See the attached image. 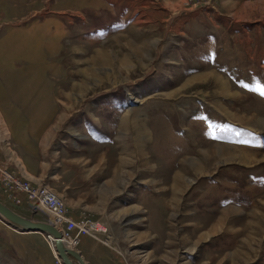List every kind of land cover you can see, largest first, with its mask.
I'll return each instance as SVG.
<instances>
[{
  "label": "rangeland",
  "instance_id": "374dc122",
  "mask_svg": "<svg viewBox=\"0 0 264 264\" xmlns=\"http://www.w3.org/2000/svg\"><path fill=\"white\" fill-rule=\"evenodd\" d=\"M261 92L264 0H0V110L59 150L49 187L89 224L68 242L87 264H264Z\"/></svg>",
  "mask_w": 264,
  "mask_h": 264
},
{
  "label": "crops",
  "instance_id": "0c3cea01",
  "mask_svg": "<svg viewBox=\"0 0 264 264\" xmlns=\"http://www.w3.org/2000/svg\"><path fill=\"white\" fill-rule=\"evenodd\" d=\"M217 81L224 82L225 84V80L218 79ZM46 128H48V126ZM29 132L30 131H27L23 138L19 136L18 138L17 136L12 138V132L9 128L8 122L0 110V157L3 164L7 166V170L11 172V174L18 176L21 179H25L32 184L44 183L49 186L51 178L56 177V174L59 171L55 166V154H57V152L59 153V150H54L52 155L49 153L44 155L41 152V146L44 142V138H48L49 133L44 135V138H40V136L34 137L31 132ZM64 163L65 165L67 164L69 166L67 167V170L72 169V159H70L69 164L66 162V160ZM106 190H110V188ZM0 200L7 205L8 203L14 204L12 200H10L3 192H0ZM8 207L15 210V212L23 217L27 216L26 211H28V208L25 206L17 207L14 204V206L8 205ZM11 228L0 221V264H40L39 257H25V255H30L29 252H31L33 255H36L37 250L35 247L25 248L19 253V249L21 250V245L19 244L20 241L18 236L23 235H39V237L46 243V249L50 255V251L48 249L50 248L51 243L49 239L46 240L45 237H43L44 234L41 236V233L39 232H20ZM68 242L71 245L70 241L64 240L66 245ZM53 253L57 258V253L55 251ZM82 257L84 258L83 254Z\"/></svg>",
  "mask_w": 264,
  "mask_h": 264
},
{
  "label": "built area",
  "instance_id": "2783aa9c",
  "mask_svg": "<svg viewBox=\"0 0 264 264\" xmlns=\"http://www.w3.org/2000/svg\"><path fill=\"white\" fill-rule=\"evenodd\" d=\"M45 185L46 184L44 183H40L38 186H33L26 180L12 175L9 173L7 166L3 164L0 157V192L5 193L9 199H12L16 197L17 191H21L25 193L27 199H34V202L37 204V206L42 205L49 210L51 207L53 215H51L52 221L50 222H54L55 224H53L55 226L61 225L59 229L63 234V237L66 239L67 237L71 236L69 233L74 229L75 226L78 228V224H76V222L70 218H66L64 202L58 196V194L48 189ZM16 201L20 202L19 199H16ZM82 224L87 227L89 226V224H86V222ZM79 232H85V228L81 229L80 227Z\"/></svg>",
  "mask_w": 264,
  "mask_h": 264
},
{
  "label": "water",
  "instance_id": "95a60500",
  "mask_svg": "<svg viewBox=\"0 0 264 264\" xmlns=\"http://www.w3.org/2000/svg\"><path fill=\"white\" fill-rule=\"evenodd\" d=\"M0 218L6 219L14 228H20L21 231L33 230L39 231L43 234L53 233L56 236L55 250L57 252V256L61 260V264H87L77 250L67 248L63 245L60 239L61 234L53 224L46 221L33 220L31 218L23 217L2 201H0Z\"/></svg>",
  "mask_w": 264,
  "mask_h": 264
},
{
  "label": "bare ground",
  "instance_id": "6f19581e",
  "mask_svg": "<svg viewBox=\"0 0 264 264\" xmlns=\"http://www.w3.org/2000/svg\"><path fill=\"white\" fill-rule=\"evenodd\" d=\"M79 86H81L80 84H79ZM84 86V85H83ZM83 86L81 87V89H84L83 88ZM142 133H143V137L145 138L146 137V134L144 135V132H143V130H142ZM192 136V135H191ZM202 155V154H201ZM205 155V154H204ZM202 159H205L204 157H201ZM196 160V159H195ZM184 161V160H183ZM206 163V162H205ZM123 164V160H121L120 159V162H119V167L121 166ZM203 164H204V162H203ZM190 165L192 166V169H193V171H197V172H199V170H200V168H201V166H199V163H198V159H197V161H193V159H192V161L190 162ZM182 166V165H181ZM183 169V166L182 167H180V170H182ZM191 169V170H192ZM179 173H181V172H179ZM179 173H177V174H175L174 175V178H177L178 180L179 179H182V174H179ZM176 179V181L178 182V180ZM120 173H118L117 171H116V173H115V176H113V178H112V180L110 181V186H109V188H112V187H114V186H116V185H120L119 183H120ZM48 189H50V190H52L48 185H45ZM178 187H175V186H173V188L171 189V191H170V193L171 194H177L178 193V191L176 190L175 191V189H177ZM53 191V190H52ZM169 193V194H170ZM174 195V196H175ZM61 198V197H60ZM62 199V198H61ZM1 201V200H0ZM63 201V200H62ZM171 201H172V203H174L175 202V197H171ZM39 207H41V208H45L44 206H42V205H38ZM46 209V208H45ZM48 212H49V214L50 215H53V212H52V208L50 207V210L49 209H46ZM0 219H2L6 224H8V225H10L11 227H12V229H14V230H16V231H20V232H39V231H33V230H27V231H21V229L20 228H14L6 219H4V218H0ZM54 220V219H53ZM51 221V218L47 221V222H49V223H51L50 222ZM54 223V222H53ZM53 223H51V224H53ZM55 224V223H54ZM53 224V225H54ZM55 226V225H54ZM56 227V229L60 232V234H61V241H62V243H63V245L65 246V247H67V248H72V247H70L69 246V244L67 243V245L64 243V240H66V241H70V242H72V239H71V237L69 236V237H67L66 239L63 237V234L61 233V231H60V229H59V227H61V225H57V226H55ZM81 227V229L82 228H85V232H82V233H86L87 232V230H88V228H89V226L87 227V226H85L84 224H79L78 225V232H79V228ZM39 233H41V232H39ZM80 233V232H79ZM43 234V233H42ZM48 235V236H47ZM44 237H45V239L47 240V239H50L51 240V238L53 239V243H54V248L52 247V245L50 244V248H51V250H52V252H56V250H55V240H56V236L53 234V233H51V234H44ZM51 237V238H50ZM75 237H77V236H75ZM73 241H75V240H73ZM49 243V242H48ZM73 249V248H72ZM57 253V252H56ZM56 256H57V254H56ZM57 259H59V261H61L60 260V258L57 256Z\"/></svg>",
  "mask_w": 264,
  "mask_h": 264
},
{
  "label": "snow or ice",
  "instance_id": "6c2138e0",
  "mask_svg": "<svg viewBox=\"0 0 264 264\" xmlns=\"http://www.w3.org/2000/svg\"><path fill=\"white\" fill-rule=\"evenodd\" d=\"M245 87H247V85H245ZM261 95H264V92H261Z\"/></svg>",
  "mask_w": 264,
  "mask_h": 264
}]
</instances>
